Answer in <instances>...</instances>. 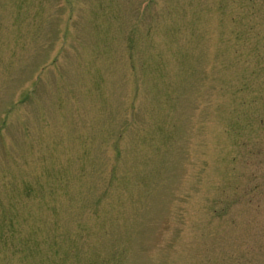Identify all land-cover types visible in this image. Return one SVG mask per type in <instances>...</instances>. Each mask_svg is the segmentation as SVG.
<instances>
[{"label": "rangeland", "instance_id": "rangeland-1", "mask_svg": "<svg viewBox=\"0 0 264 264\" xmlns=\"http://www.w3.org/2000/svg\"><path fill=\"white\" fill-rule=\"evenodd\" d=\"M143 1L0 0V264H264V0Z\"/></svg>", "mask_w": 264, "mask_h": 264}, {"label": "trees", "instance_id": "trees-1", "mask_svg": "<svg viewBox=\"0 0 264 264\" xmlns=\"http://www.w3.org/2000/svg\"><path fill=\"white\" fill-rule=\"evenodd\" d=\"M55 243H56V241L53 243V246H54V247L56 246ZM56 244H57V243H56Z\"/></svg>", "mask_w": 264, "mask_h": 264}]
</instances>
